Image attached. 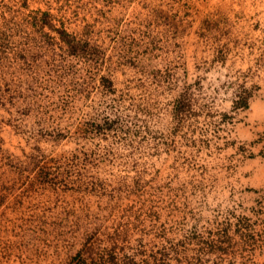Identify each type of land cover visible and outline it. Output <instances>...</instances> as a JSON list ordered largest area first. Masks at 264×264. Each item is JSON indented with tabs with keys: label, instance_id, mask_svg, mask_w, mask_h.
<instances>
[{
	"label": "rangeland",
	"instance_id": "rangeland-1",
	"mask_svg": "<svg viewBox=\"0 0 264 264\" xmlns=\"http://www.w3.org/2000/svg\"><path fill=\"white\" fill-rule=\"evenodd\" d=\"M0 264H264V0H0Z\"/></svg>",
	"mask_w": 264,
	"mask_h": 264
},
{
	"label": "trees",
	"instance_id": "trees-1",
	"mask_svg": "<svg viewBox=\"0 0 264 264\" xmlns=\"http://www.w3.org/2000/svg\"><path fill=\"white\" fill-rule=\"evenodd\" d=\"M67 44L69 45L70 51H74L75 50V47H74L73 44H71L70 42H67Z\"/></svg>",
	"mask_w": 264,
	"mask_h": 264
}]
</instances>
